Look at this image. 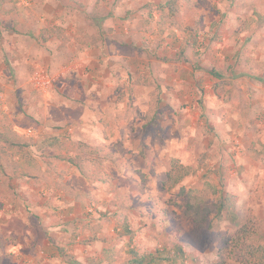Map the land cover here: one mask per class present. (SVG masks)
I'll use <instances>...</instances> for the list:
<instances>
[{
  "label": "rangeland",
  "instance_id": "374dc122",
  "mask_svg": "<svg viewBox=\"0 0 264 264\" xmlns=\"http://www.w3.org/2000/svg\"><path fill=\"white\" fill-rule=\"evenodd\" d=\"M166 2L0 0V264H264V0Z\"/></svg>",
  "mask_w": 264,
  "mask_h": 264
},
{
  "label": "trees",
  "instance_id": "16d2710c",
  "mask_svg": "<svg viewBox=\"0 0 264 264\" xmlns=\"http://www.w3.org/2000/svg\"><path fill=\"white\" fill-rule=\"evenodd\" d=\"M160 11L163 13V17L166 15L164 11H168L169 16H175L177 13V0H167L165 4L157 6ZM260 20H264L263 18H260ZM43 40H46V37L43 36ZM215 76L220 77V75L213 71L212 72ZM156 116H149L148 121L151 126H155L157 124L156 122ZM85 145L82 143H79V149H84ZM76 157H70L68 159V162L71 163L72 165L75 163ZM190 174V169L186 166L181 165L177 160H172L171 162V170L168 173L167 177V183H169L170 187L177 186L182 182L184 177ZM234 203L232 201V196L231 195H226L221 199L220 205L218 206L217 209V217L215 219H212L210 224H215L220 221V215L222 211L225 208H233ZM204 224V220L200 221L199 226H202ZM52 243V241H51ZM177 251H175V254L177 252H182V248L178 247L176 248ZM133 255L132 260L130 261L131 264H157L161 261H166L169 262L170 264H176L177 256H171L169 255L166 250L163 249V251L157 249L155 252L151 253H144V254H139L136 251L131 250L130 251Z\"/></svg>",
  "mask_w": 264,
  "mask_h": 264
},
{
  "label": "built area",
  "instance_id": "2783aa9c",
  "mask_svg": "<svg viewBox=\"0 0 264 264\" xmlns=\"http://www.w3.org/2000/svg\"><path fill=\"white\" fill-rule=\"evenodd\" d=\"M33 83L36 85L38 88H43L45 86L50 85V79L46 75L45 71H37L33 77ZM28 133L31 134L32 130L29 129Z\"/></svg>",
  "mask_w": 264,
  "mask_h": 264
}]
</instances>
